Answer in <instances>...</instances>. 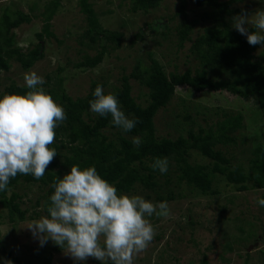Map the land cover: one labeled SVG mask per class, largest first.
I'll return each mask as SVG.
<instances>
[{"label":"trees","instance_id":"1","mask_svg":"<svg viewBox=\"0 0 264 264\" xmlns=\"http://www.w3.org/2000/svg\"><path fill=\"white\" fill-rule=\"evenodd\" d=\"M130 1L131 10L137 12L155 9L163 0ZM194 1L199 7H205L203 18L211 21L190 47L189 56L193 55V59L198 60L195 66H189L182 72L174 70L168 73L161 61L151 56L146 64L138 60L133 71L122 76L120 86L110 92L103 89L105 94L117 96L121 110L128 118L139 121L130 132H124L114 126L110 114L102 117L90 110L89 101L95 99L93 96L95 88L97 85L104 88L107 82L94 80L85 96L74 97L67 92L64 77L58 75L54 80L51 74H46L47 80L41 87L65 109L67 119L55 129L56 139L49 147L56 149L57 156L46 169L44 177L36 180L32 175L18 174L10 179L7 190L0 191V203L8 210L9 219L14 227L25 220L27 215V209L21 206L23 197L17 191L19 185L39 184L43 189L42 205L47 213L49 198L54 193L51 185L67 174L73 165L82 169L94 166L102 178L117 188L118 194L129 195L139 185L156 193V198L160 202H168L175 195L172 191L169 196L161 192L159 175L167 177V184L176 177V184L184 183L204 194L218 192L213 189L218 176H224L228 184H233L240 191L251 188L264 189V144L254 145L253 142L252 145L249 135L245 132L247 125L242 111L221 106L212 112L200 111L204 114V124L191 114H187L185 117L191 121V125L183 126L181 129L186 131V134L180 132L176 137L158 135L156 116L172 102L179 86H187L195 92L228 91L243 99H253L258 105L259 113L264 117V53L257 55L261 45H249L246 36L232 27V17L244 9L235 7V4L243 0ZM79 3L87 15V28L80 36V40L88 41L84 43L85 48L81 49L82 60L76 66L91 69L103 62L110 50L109 43H112V49L121 46L123 34L103 27L91 2L79 0ZM61 4L62 0H49L40 15L37 13L32 15L10 7H6L3 13H0V74L10 69L12 60L20 61L27 70L45 56V44L49 38L58 39L52 26ZM40 16L44 24L36 33L39 41L33 47L24 49L17 44L13 30ZM176 16L182 17L177 25V31L179 45L183 47L187 40H191L190 34L198 21L188 20L187 0L179 1L175 15L171 19ZM159 24L168 25L165 21ZM254 30L249 27V31ZM86 48L96 50V53L90 55ZM58 70H63V67H59ZM131 78L148 89V99L145 102H139L132 94ZM27 91L29 89L25 85L12 82L0 92V98L6 94L23 95ZM173 126L179 127L180 123L176 122ZM114 128L118 130L112 131ZM107 131H111V134ZM134 137L141 138L142 143L139 147L133 144ZM246 139L248 165L244 163L245 158L236 157L228 150V147L238 145L240 141L246 144ZM193 153L202 155L208 162L193 161ZM158 157L168 159V170L164 174L152 167L155 158ZM189 223L192 225L195 222L191 220ZM254 224L247 221V226H238L241 234L236 236L235 241L239 247L242 242H251L258 236ZM260 227L264 230V222H261ZM55 250L61 248L55 247ZM262 253L264 256V250ZM9 256L12 257L14 264H36L11 252ZM53 256L52 251L46 253L41 264H53ZM201 264H209L206 253L203 254Z\"/></svg>","mask_w":264,"mask_h":264},{"label":"rangeland","instance_id":"2","mask_svg":"<svg viewBox=\"0 0 264 264\" xmlns=\"http://www.w3.org/2000/svg\"><path fill=\"white\" fill-rule=\"evenodd\" d=\"M48 1L0 0V13L10 7L40 15ZM88 1L97 12L103 27L123 34L121 46L112 49V43H109V52L103 62L95 68L77 67L76 64L82 60L81 49L85 48L84 43L88 41L80 40L87 28V15L83 12L79 0H62L52 26L58 39L49 38L45 44V56L30 69L26 70L20 61L12 60L10 69L0 74V92L12 82L24 85V74L35 71L45 81L46 74H51L54 80L61 75L65 78L64 83L69 94L74 97L85 96L94 80L107 82L104 90H114L121 85L122 76L133 71L138 60L146 64L151 56L159 59L168 73L174 70L182 72L198 62L193 59V55L189 56L190 47L211 21L203 18L205 7H199L194 0H187V18L196 19L198 22L190 34L191 40H187L183 47L179 45L177 31L182 17L171 19L180 0H163L155 9L137 12L131 10L130 0ZM235 7H242L251 14L257 9H264V0H243L236 3ZM164 21L167 26L159 24ZM43 24L41 16L34 17L30 23H24L14 29L17 44L24 49L33 47L39 41L36 33L42 29ZM87 51L90 55L96 53V50ZM262 53L264 47L259 48L257 55ZM59 67H63V70H58ZM130 81L133 86L132 94L139 102H145L148 99V89L136 79L131 78ZM220 106L242 111L247 125L245 132L249 135L252 145L253 142L254 145L264 144V117L259 113L258 105L253 99H243L228 91L195 92L187 86L177 87L172 102L157 114L155 120L158 135L176 137L180 132L186 134V131L181 129L191 125V121L185 117L187 114L204 124V114L200 111L212 112ZM176 122L180 123V126L175 128L173 125ZM117 130L118 128L112 129ZM107 133L111 134V131ZM245 141L246 144L240 141L238 145L228 147V150L236 157L245 158L244 163L248 165V140ZM192 156L195 162H208V159L200 154L193 153ZM166 179V176H158V181L162 184L161 192L169 196L172 191L175 195L167 202L169 215L146 217L155 228L156 235L147 249L135 257L134 264H201L204 253L208 255L209 264H264V230L260 227L261 222H264V207L257 203L258 199L264 198V189L251 188L240 191L233 184H228L224 176H218L213 185V189L218 192L204 194L184 183L176 184V177L169 184ZM17 191L22 194L21 206L27 209V215L25 220L14 227L8 210L0 203V264H4L5 260L12 261L9 252L36 264H41L46 253L50 251L54 254L53 264L78 262L65 255L62 249L54 251L58 246L51 240L41 247L26 228L29 222L48 214L42 205L43 189L39 184L21 183ZM132 195L142 196L154 204L160 203L156 193L139 185L129 194ZM191 220L195 222L192 225L189 223ZM247 221L255 223L258 236L251 242H242L239 247L235 241L236 236L241 234L238 226L246 225ZM251 245L254 246L249 249ZM93 262L100 261L93 258L84 261L88 264Z\"/></svg>","mask_w":264,"mask_h":264},{"label":"clouds","instance_id":"3","mask_svg":"<svg viewBox=\"0 0 264 264\" xmlns=\"http://www.w3.org/2000/svg\"><path fill=\"white\" fill-rule=\"evenodd\" d=\"M255 29L249 31V27ZM232 27L246 36L251 46L264 47V9L249 14L242 9L232 17ZM25 94H6L0 98V191L7 190L11 178L32 175L44 177L57 156L49 146L56 139L55 129L67 119L65 109L45 92V80L35 71L24 74ZM90 110L99 116L111 115V123L130 132L139 122L128 118L114 94H105L97 85ZM137 147L141 138L134 137ZM167 157L155 158L153 169L168 170ZM47 215L29 222L26 228L43 247L49 240L74 262L89 258L100 264H134L154 236L155 228L146 217H167V202L154 204L142 196L119 193L101 177L94 166L70 171L52 185ZM264 207V198L257 200ZM2 259V258H0ZM4 264H12L5 260Z\"/></svg>","mask_w":264,"mask_h":264},{"label":"water","instance_id":"4","mask_svg":"<svg viewBox=\"0 0 264 264\" xmlns=\"http://www.w3.org/2000/svg\"><path fill=\"white\" fill-rule=\"evenodd\" d=\"M255 244H257V242H256ZM253 246H254V245H251V247H250L249 249H251Z\"/></svg>","mask_w":264,"mask_h":264}]
</instances>
